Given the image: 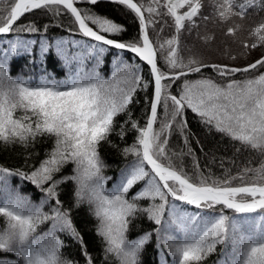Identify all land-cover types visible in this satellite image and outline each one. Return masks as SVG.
<instances>
[{
  "label": "snow or ice",
  "instance_id": "1",
  "mask_svg": "<svg viewBox=\"0 0 264 264\" xmlns=\"http://www.w3.org/2000/svg\"><path fill=\"white\" fill-rule=\"evenodd\" d=\"M100 2L0 0V35L39 32L34 23L21 21L26 14L44 9L54 17L68 15L75 31L94 42L84 51L76 41L39 42L41 57L51 56L71 67L64 80L49 79L45 74L30 84L12 77L7 61L9 55L18 54L16 43L0 58V141L27 147L39 136L54 138L51 151L34 170L0 166V180L18 176L43 193L40 203L32 205L4 190L0 198L4 225L0 228V264H72L60 255L63 241L58 233H67L79 243L83 264H97L73 223L72 205L66 207L60 198L59 186L69 181L75 184V206L82 202L92 206L105 259L113 255L119 264H139L152 233L132 240L126 233L136 215L143 214L158 226L153 229L157 244L167 243L178 264H203L220 244L232 246L223 264H264V52L244 67L208 64L195 55L181 57V33L199 28L198 20L210 19L202 11L204 0H109L137 20L138 31L131 39L124 38V25L94 11ZM211 4L212 16L219 23L231 22L225 34L232 37L243 28L237 20H246L257 7L264 10V0H211ZM164 16L170 17L175 34L154 41L149 29L156 30ZM251 35L257 39L251 44L244 42L246 52L264 45V21ZM214 38L202 37L205 43ZM106 50H112L114 56L108 79L95 68H84L86 58L99 64V56ZM205 68L222 79L203 76ZM252 70L255 73L249 78L233 79ZM197 73L199 79L182 80ZM140 92L146 93L143 123L133 118L130 108L139 102L136 97ZM17 110L22 114L16 116ZM189 111L202 124L243 148L255 150L260 156L259 167L249 162L236 175L226 172L214 177L199 172L190 176L173 159L183 153L170 154L167 147L173 130L183 135ZM121 114L125 119L119 125V137L123 139L129 128L136 133L134 142L122 153L135 160L121 180L106 190L110 178L101 174L104 165L99 146L102 141L110 143L108 138ZM68 164L75 166L73 174L58 175ZM177 202L193 211L181 209ZM46 224L47 230L38 231ZM177 232L183 234L179 241L173 234L164 237ZM9 253L12 255H4Z\"/></svg>",
  "mask_w": 264,
  "mask_h": 264
},
{
  "label": "trees",
  "instance_id": "2",
  "mask_svg": "<svg viewBox=\"0 0 264 264\" xmlns=\"http://www.w3.org/2000/svg\"><path fill=\"white\" fill-rule=\"evenodd\" d=\"M205 8L202 9L205 15H209L207 21H199V28L189 29L180 35V55L187 58L195 55L208 64H225L236 67H244L250 62L258 59L264 52V45H258L256 49L246 52L243 47L244 42L249 44L256 42V37L251 35L252 29L258 23L264 21V10L257 7L255 12L244 21L237 20V23L243 25V28L237 31L235 37L227 36L225 33L228 25L221 24L218 18L212 16L213 8L211 0H204ZM83 7V6H81ZM94 11L98 14L106 15L114 21L121 23L127 28L124 34L125 39H131L136 36L138 31V22L134 15L125 9L123 6L111 3L100 2L95 6ZM163 11V9L161 10ZM22 23L32 22L39 29V32H16L8 35H0V58L3 57L13 43L17 44V55L8 56V64L10 66V74L14 78H23L30 84L37 83L42 75H47L49 79L64 80L68 77L71 67L64 66L57 59L49 56L41 57L39 53V42L47 40L54 42L56 40L76 41L82 46L81 51H84L91 43L88 38H85L75 31L71 19L66 14L53 16L51 12L40 9L34 10L22 18ZM172 21L170 17L164 16L160 19V23L156 25V30L149 29L151 37L154 41H163L172 37L174 28L170 25ZM47 25V30L44 26ZM57 25H62L58 27ZM163 29L159 31V29ZM214 36L210 42L205 43L202 39L204 36ZM36 41L37 43H29ZM27 50V51H26ZM122 56H128V53H122ZM235 57L232 59L231 57ZM114 60L112 50H106L99 56V64L88 57L84 62L86 71H91L93 68L100 74L102 78H110L111 62ZM163 66V60H161ZM75 66V62L74 65ZM255 73H238L233 79H245L251 77ZM144 75L147 77L148 72L145 68ZM201 74H192L183 79L196 80ZM203 76L210 77L220 81L219 77L211 68L203 69ZM180 81H177L179 84ZM175 87L173 91H175ZM146 93L140 92L136 99L139 101L130 105L133 118L143 123L145 103L144 97ZM21 110H17L16 116L21 115ZM125 115L121 114L116 117L115 130L109 136L108 141H102L99 146L100 159L103 162L101 174L106 179L105 189L111 190L122 178V173L133 163L135 157L131 154L125 156L122 149L130 146L135 139L136 133L130 128L127 130L123 139L117 134L119 125L124 121ZM185 136L187 144H185ZM54 144V138L49 136H39L35 141L29 142L28 146L16 143H4L0 141V166L9 169H20L24 172H30L39 167L40 162L46 158L48 152L51 151ZM168 150L171 153H183L182 155L174 156L173 159L177 164L183 166L184 170L190 175L203 172L205 175L211 174L214 177H222L226 172L236 175L245 165L251 162L252 167H259L260 156L255 150L243 148L239 142L231 140L229 137L216 132L214 129L202 124L200 120L190 111L187 113V126L184 129L183 135L179 130H173L169 141ZM191 149V154H189ZM198 164V168L196 165ZM72 164L65 165L58 175L73 174ZM7 189L13 194L24 197L32 205H38L40 199L43 198V193L39 191L30 181L22 180L18 176H8L5 180H0V198L4 195V190ZM75 184L71 181L59 186L60 198L64 201L65 206L72 205L73 223L83 237L84 243L88 247V251L96 259L97 264H119V260L109 255L105 259L104 241L97 235L98 220L93 215L92 206L87 202H82L78 207L74 203ZM135 191V189L133 190ZM141 205L145 201L139 202ZM177 204L181 209L193 211L191 206ZM45 211H48V206L45 205ZM228 215H233L231 212ZM241 214H238L240 216ZM255 215V214H252ZM167 218V216H166ZM2 218H0V228H3ZM49 225H41L42 230H47ZM158 226L149 221L143 214H137L128 226L126 233L127 237L132 240L139 238L145 233H152V236L147 244L144 245L139 257V264H178V258L172 255L173 249H170L167 243L158 245L156 242V234L153 231ZM173 234L177 241L182 239V233H165L164 237ZM63 241V247L60 255L62 259L72 261V264H83V259L80 255V245L67 233H58ZM232 246L217 245L216 250L203 262V264H223L225 256L231 253ZM11 256L12 254H4Z\"/></svg>",
  "mask_w": 264,
  "mask_h": 264
},
{
  "label": "water",
  "instance_id": "3",
  "mask_svg": "<svg viewBox=\"0 0 264 264\" xmlns=\"http://www.w3.org/2000/svg\"><path fill=\"white\" fill-rule=\"evenodd\" d=\"M101 2H109V0H101Z\"/></svg>",
  "mask_w": 264,
  "mask_h": 264
},
{
  "label": "rangeland",
  "instance_id": "4",
  "mask_svg": "<svg viewBox=\"0 0 264 264\" xmlns=\"http://www.w3.org/2000/svg\"><path fill=\"white\" fill-rule=\"evenodd\" d=\"M181 11H184V9H181Z\"/></svg>",
  "mask_w": 264,
  "mask_h": 264
}]
</instances>
